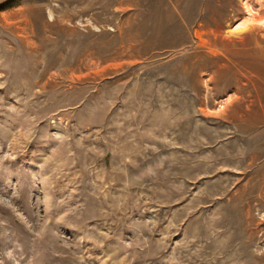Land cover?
<instances>
[{
	"label": "rangeland",
	"instance_id": "obj_1",
	"mask_svg": "<svg viewBox=\"0 0 264 264\" xmlns=\"http://www.w3.org/2000/svg\"><path fill=\"white\" fill-rule=\"evenodd\" d=\"M0 264H264V0H0Z\"/></svg>",
	"mask_w": 264,
	"mask_h": 264
}]
</instances>
